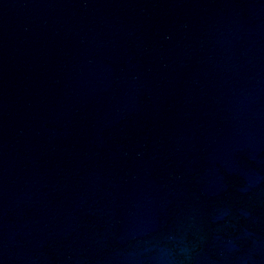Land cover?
Wrapping results in <instances>:
<instances>
[{"label":"water","instance_id":"95a60500","mask_svg":"<svg viewBox=\"0 0 264 264\" xmlns=\"http://www.w3.org/2000/svg\"><path fill=\"white\" fill-rule=\"evenodd\" d=\"M0 264H264V0H0Z\"/></svg>","mask_w":264,"mask_h":264}]
</instances>
